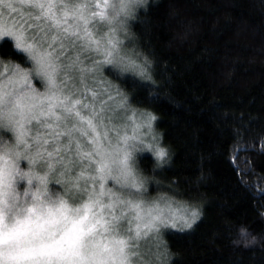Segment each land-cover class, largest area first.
I'll return each mask as SVG.
<instances>
[{"label": "trees", "instance_id": "trees-1", "mask_svg": "<svg viewBox=\"0 0 264 264\" xmlns=\"http://www.w3.org/2000/svg\"><path fill=\"white\" fill-rule=\"evenodd\" d=\"M135 31L158 83H117L133 106L159 115L175 153L151 193L203 203L195 231L165 234L173 264H264V248L230 243L241 225L264 234V0H161ZM1 40L0 58L27 66ZM152 163L141 159L145 173Z\"/></svg>", "mask_w": 264, "mask_h": 264}, {"label": "clouds", "instance_id": "clouds-1", "mask_svg": "<svg viewBox=\"0 0 264 264\" xmlns=\"http://www.w3.org/2000/svg\"><path fill=\"white\" fill-rule=\"evenodd\" d=\"M105 2L106 18L98 21V48L85 51L91 56L87 73H110L114 88L128 74L156 85L155 58L140 46L135 25L161 0ZM19 54L28 66L13 62L15 71L38 80L42 91L33 87L36 92L61 91L66 72L61 62L53 58L47 67L42 49L20 50ZM120 109L124 123L106 141L103 171L92 164L88 176L66 173L43 162L36 145L14 129L12 138L0 131V264H173L178 253L161 229L181 234L195 231L204 216L203 203H178L149 194V181L156 179L157 171L172 165L175 153L165 143L163 130L157 128L155 111H137L124 102ZM145 155L153 161L151 173L141 166ZM113 209L118 219H113ZM100 217L109 221V230L98 225ZM149 223L154 227L144 231ZM113 237L125 239L128 247L122 252ZM145 237L147 246H138ZM230 243L245 250L264 248V234H254L241 225ZM104 244L109 247L105 249Z\"/></svg>", "mask_w": 264, "mask_h": 264}, {"label": "snow or ice", "instance_id": "snow-or-ice-1", "mask_svg": "<svg viewBox=\"0 0 264 264\" xmlns=\"http://www.w3.org/2000/svg\"><path fill=\"white\" fill-rule=\"evenodd\" d=\"M27 3L34 10L29 20L14 21L19 31L4 29L0 24V39L11 37L19 50H43V55L48 59L47 67H51L54 58L66 68L63 85L58 93L42 94L30 85L29 76L13 73V82L28 85L24 91L11 100L9 110V123L18 135L29 137L36 145L39 158L51 166L72 173L80 169L79 176H86L87 169L92 164L97 165L98 171H103L101 160L108 149L105 141L108 139L106 132L100 129L107 121L108 113H115L123 105V98L119 101L113 97L108 88L100 92L93 91L85 85L86 68L83 67L82 55L90 48H98L99 41L93 39L90 21L98 17L100 21L106 18V2L96 4L95 0H87L86 4L78 0H20ZM101 8L96 12L90 9ZM70 9V11H69ZM5 10L16 13L17 8L11 0H0V22L3 21ZM71 17V19H69ZM27 30V31H26ZM30 32V34H29ZM79 41L76 55L62 60L65 43ZM94 83H96L94 81ZM107 94V101L102 96ZM4 104V96L0 95V105ZM99 105V107H98ZM13 114L19 117L13 120ZM2 115V113H0ZM31 125V127H26ZM99 158V159H98ZM103 205H101V210ZM113 219L115 212L113 209ZM98 225L109 230V221L103 217L98 218ZM154 227L149 223L143 226L147 231ZM141 226H137V236L140 235ZM121 245V251L128 247L123 238L113 237ZM103 247L107 249L108 244Z\"/></svg>", "mask_w": 264, "mask_h": 264}, {"label": "rangeland", "instance_id": "rangeland-1", "mask_svg": "<svg viewBox=\"0 0 264 264\" xmlns=\"http://www.w3.org/2000/svg\"><path fill=\"white\" fill-rule=\"evenodd\" d=\"M11 2L17 8V12L16 13H8L5 10L4 15H3V21L0 22V24H2L4 29L10 28L14 31H19V29H17L15 27L14 21L16 23H19L21 21V19H24L26 21L29 20L30 15L34 14V10L31 9L27 3H21L20 0H11ZM78 3L86 4L87 0H78ZM95 3L102 5L105 3V0H95ZM92 10L99 12V11H101V8L90 9L88 12L89 15H90V12ZM69 11H70V9H69ZM104 11H106V9H104ZM69 19H71V17H69ZM98 21H100L98 17H95L94 19H92L90 21V24H91L90 30L92 31L93 39L99 41V39H100V24L98 23ZM29 34H30V32H29ZM4 38H10L13 41V43L15 44V40L13 38H11V37H4ZM4 38H2V39H4ZM64 43H65V48H64V53L61 55V59L67 60V59L76 55L77 48L79 45V41H75L74 43H70L68 40H65ZM81 58L85 61L83 64V67L87 68L88 64L91 62V56L89 54L84 53ZM13 62L14 61H4L0 58V95L4 96V104L0 105V113H2V115H0V123H1V125H7L6 128L0 127V131L7 134L8 136H10V138H12V136H13V133L11 131L13 129V124L9 123V119H10L9 110L12 107L11 100L17 94H19L22 89L24 90L25 88L28 87V85H21V84L13 82V73L15 71V66H14ZM20 65H22V64H20ZM23 66H25V65H23ZM27 66H25V67H27ZM85 75H86V80H85L84 84L81 85L82 88H84L86 85L87 87H91L93 89V91H96V92H100L103 88H108L113 97H117V92H119L120 96L117 97L118 101L121 98H123V102L125 104H127L129 107L134 108L137 111H142L141 109L136 108L135 106H133L130 103L128 96L125 93H123V91L121 90V87L117 83V81H116V83L118 84V87H116V88L113 87V81L115 80V78L112 77L111 74L93 76L92 74L86 73ZM128 75L137 77L134 74H128ZM29 80H30L31 87H35L36 89L42 91V86L38 80L33 79L31 77H29ZM94 81L96 83H94ZM124 97H127V99L124 100ZM107 99H108L107 94H104L102 96V100L107 101ZM98 107H99V105H98ZM116 111L119 113V115H116L115 113H108L107 114V121H106L105 125L100 129L101 132H106L108 134V139L106 141H108L111 137L115 136L116 133L120 130L121 126L124 123L123 118H122V116L124 114V110L117 109ZM11 118L13 120L19 119V117L15 114H13V116ZM26 127H31V125H26ZM27 138L31 142V136H29ZM106 141H105V143H106ZM75 171L78 173L80 171V169H76ZM88 175H89V173L87 172L86 176H88ZM149 187L151 188L150 183H149ZM149 194L152 195L153 197H155V195H153L151 193V189H150ZM159 195L166 196L163 193H159L156 196H159ZM172 200L176 201L178 203H183V202H179L175 199H172ZM168 230H170V229H161V232L165 236V234ZM144 231H147V230L144 229ZM149 235H151V233H149ZM147 239H148L147 237L143 238L140 241V244L138 246H140V247L147 246ZM133 260H135V258H133Z\"/></svg>", "mask_w": 264, "mask_h": 264}]
</instances>
